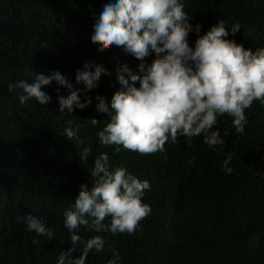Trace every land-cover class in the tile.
<instances>
[{
    "label": "trees",
    "instance_id": "obj_1",
    "mask_svg": "<svg viewBox=\"0 0 264 264\" xmlns=\"http://www.w3.org/2000/svg\"><path fill=\"white\" fill-rule=\"evenodd\" d=\"M99 3L0 0V264H56L59 253L71 246L64 209L72 207L81 183L90 186L95 179L90 172L100 152L108 154L110 168L124 166L149 181L141 199L151 212L140 220L143 228L130 234L96 233L80 225L76 231L82 238L99 234L105 242L101 251L88 253L85 264H106L112 249L119 251L120 264H264V104L254 100L244 110L243 133L235 131L227 114L217 117L214 128L222 146L209 147L203 134L178 136L175 143H165L163 153L142 155L99 143L97 132L108 116L96 110L94 95L60 113L57 95L66 89L57 93L55 82L42 86L51 96L47 105L34 98L21 105L22 90L8 88L56 69L81 86L82 97L85 91L99 93L107 102L119 88L114 58L133 70L140 61L118 46H97L89 35ZM184 10L190 23H201V34L217 19L226 29L238 23L240 30L227 39L252 50L264 47V0H184ZM196 35L189 33L190 45ZM153 56L150 52L144 62ZM85 58L101 60L112 74H101L85 88L74 75ZM93 117L96 125L90 123ZM69 119L77 126L71 136L64 129ZM84 146L92 151L81 161ZM226 157L231 158L229 174L222 168ZM28 213L43 217L51 230L29 231L23 219ZM169 232L179 237L177 244ZM158 234L166 238L165 246ZM79 247L72 257L80 255Z\"/></svg>",
    "mask_w": 264,
    "mask_h": 264
},
{
    "label": "clouds",
    "instance_id": "obj_2",
    "mask_svg": "<svg viewBox=\"0 0 264 264\" xmlns=\"http://www.w3.org/2000/svg\"><path fill=\"white\" fill-rule=\"evenodd\" d=\"M191 18L184 10V0H100L89 35L97 39V46H118L140 61L137 71L114 58L119 88L107 102L99 93L85 91L82 97L78 91L81 86L56 69L47 75L34 73L31 81L21 79L9 83L8 88L22 90L18 94L21 105L31 98L47 105L51 96L42 86L55 82L59 86L57 93L61 87L66 89L63 95H57L60 113L74 104L83 106L94 95L96 110L108 116L97 132L98 141L115 146L116 152L124 148L142 155L163 153L166 142L175 143L178 136L191 138L201 134L209 147L222 146L224 140L214 128L217 117L227 114L235 131L243 133L247 123L244 110L254 100L264 104V47L252 50L227 39L230 32L240 30L238 23L226 29V22L217 19L201 34V23H190ZM190 32L197 34L191 45ZM150 52L153 59L145 63ZM101 74L112 73L99 59L89 63L85 58L74 69L75 77L83 79L85 88L97 83ZM98 122L95 117L90 118L92 125ZM64 129L71 136L76 134L77 126L69 119ZM91 151L90 146L82 147L79 159L86 161ZM230 159L226 157L222 162L226 174L232 172ZM90 174L95 178L91 185L81 183L72 207L64 209L63 225L70 234L71 246L59 253L56 264H85L90 251L104 248V238L99 234L82 238L76 231L80 225L96 233L130 234L143 228L140 220L151 212L141 199L150 188L149 181L139 179L124 166L110 168L106 152L94 158ZM23 219L29 231L51 230L43 217L28 213ZM168 236L174 239L173 245L177 244L179 237L171 232ZM158 240L160 246H165L166 238L158 234ZM77 245L80 255L72 257ZM112 252L106 264H120L119 251ZM148 264L159 263L152 260Z\"/></svg>",
    "mask_w": 264,
    "mask_h": 264
}]
</instances>
